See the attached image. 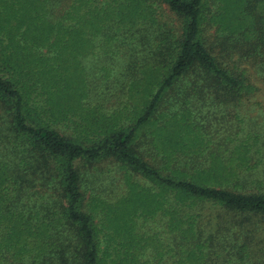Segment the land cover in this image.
I'll return each mask as SVG.
<instances>
[{
  "label": "trees",
  "instance_id": "1",
  "mask_svg": "<svg viewBox=\"0 0 264 264\" xmlns=\"http://www.w3.org/2000/svg\"><path fill=\"white\" fill-rule=\"evenodd\" d=\"M59 1L34 0V45L27 48L34 59V74L43 77L45 83L49 77L50 84L54 75L61 77L55 64L65 72L67 62L51 51L52 42L60 39L57 35L61 32L51 26L50 7ZM68 1L69 9L61 14L62 20L67 17V22L75 7L82 6L89 13L86 23L100 22L104 34L129 43L135 56L149 46L145 56L167 68V76L134 125L117 129L113 121L100 127L98 137L69 139L29 118L25 93L16 75L9 73L14 70L6 66L9 63L0 50V233L5 241L9 240L5 231L9 221L15 222L18 229L34 231L43 228V220L61 221L69 245L60 243L49 264H100L93 216L84 210L85 179L77 164L92 167L109 160L170 195L172 200L165 211L172 217L186 216L187 209L196 204H209L218 210L205 222L196 216L197 226L176 227L172 244L168 245L174 250L172 264H264V140L246 143L247 152L240 157L216 158L217 163L239 160L245 162V167L251 164L253 168L245 170L250 172L261 165V171L248 173L263 188L257 193H236L187 179L188 169L204 166L206 157L185 158V169L163 173L133 148L139 131L156 117L167 95L181 87L176 100L183 103L204 95L210 105H254L253 99L259 96L258 105H264V0H241L234 27H218L212 41L207 37L208 26L216 22L211 17L217 18L209 11L212 0ZM3 4L15 11L18 0H0V20L5 14ZM157 13H164L167 21L175 18L179 25L175 28L167 21H158ZM58 25L64 28V36L81 37L80 27ZM249 69L254 71L253 79ZM254 79L262 87H257ZM238 172L229 171L227 176L236 177ZM34 216L40 219L37 225L26 226ZM4 220L6 225L2 224ZM6 258L0 252V264L8 262ZM126 258L129 264L141 262L135 254H127ZM17 260L21 262L18 256Z\"/></svg>",
  "mask_w": 264,
  "mask_h": 264
},
{
  "label": "rangeland",
  "instance_id": "2",
  "mask_svg": "<svg viewBox=\"0 0 264 264\" xmlns=\"http://www.w3.org/2000/svg\"><path fill=\"white\" fill-rule=\"evenodd\" d=\"M210 4L209 11L217 16L216 19L211 17L216 22L207 29L208 40L212 41L221 26L234 27L241 12V0H212ZM4 5L0 50L5 62L9 63L6 66L14 70L9 73L16 75L25 93L26 104L30 106L29 118L47 124L69 139L98 137L100 127L113 121L117 129L134 125L167 76V68L159 67L145 56L149 46L135 56L129 43L117 41L107 36V32L104 34L100 22L86 23L89 13L82 6L75 7L67 22V17L62 20L61 14L68 11L70 2L60 0L50 7L51 26L61 32L57 35L60 39L52 42L51 51L67 59L64 62L66 71L59 70L55 64L61 77L54 75L51 84L48 77L45 83L43 77L34 74V59L27 50L34 45V0H18L15 11ZM157 15L158 21H167L164 13ZM167 22L175 28L179 25L175 18L170 17ZM60 23L69 24L70 29L80 27L81 37L64 36ZM149 28L152 29V25ZM248 73L253 79V69ZM254 81L257 87H262ZM181 90L182 87L167 95L156 117L139 131L133 143L134 150L163 173L169 169H185V158L206 157L204 166L198 164L188 169L187 179L236 193L263 191L256 178L248 174L261 171V165L250 172L245 170L252 169L253 165L245 167V162L239 160L232 164L216 162L219 157L230 160L245 154L244 145L253 139L264 140V105H258L260 97L253 99L254 105H210L204 95L183 103L176 100ZM77 168L85 179L84 210L93 216L100 264H129L127 254L140 256V264H172L174 250L168 245L172 244L176 227H194L199 221L194 220L196 216L200 215L205 222L209 215L212 218L218 213L209 204H196L187 209L186 216L178 214L177 219L165 211L172 200L170 195L166 196V192L118 164L107 160L92 167L79 163ZM227 171H239V175L227 176ZM6 221L2 224L6 225ZM39 221L34 216L26 226L32 227ZM42 222L46 224L36 231L34 228L18 229L15 222L7 223L8 242L0 233V252L8 260L3 264L12 261L13 264H49L60 243L69 245L63 222H50L49 219ZM12 253L20 258V263L14 261L17 256ZM31 259L33 261L29 262Z\"/></svg>",
  "mask_w": 264,
  "mask_h": 264
}]
</instances>
